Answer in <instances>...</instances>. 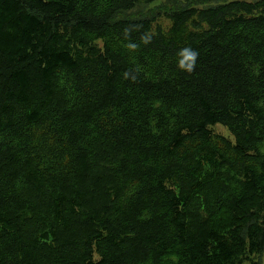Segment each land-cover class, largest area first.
I'll return each mask as SVG.
<instances>
[{"label": "trees", "instance_id": "1", "mask_svg": "<svg viewBox=\"0 0 264 264\" xmlns=\"http://www.w3.org/2000/svg\"><path fill=\"white\" fill-rule=\"evenodd\" d=\"M137 2L0 0V264H259L264 0Z\"/></svg>", "mask_w": 264, "mask_h": 264}, {"label": "rangeland", "instance_id": "2", "mask_svg": "<svg viewBox=\"0 0 264 264\" xmlns=\"http://www.w3.org/2000/svg\"><path fill=\"white\" fill-rule=\"evenodd\" d=\"M223 1L227 0H138L134 7L120 11L117 13V16L150 17L154 19L152 23L153 28H155L157 24H160L164 30L170 31L172 22L167 16L168 12L191 5L198 7L215 5ZM99 41L102 42V40ZM211 128L214 131L221 132L231 138L234 137L229 128L222 123H215ZM256 258L258 259L259 264H264V250L258 253Z\"/></svg>", "mask_w": 264, "mask_h": 264}, {"label": "clouds", "instance_id": "3", "mask_svg": "<svg viewBox=\"0 0 264 264\" xmlns=\"http://www.w3.org/2000/svg\"><path fill=\"white\" fill-rule=\"evenodd\" d=\"M144 41L147 43L148 38L145 37ZM135 47V45H132ZM179 59L177 62V67L185 72H192L194 70L195 60L198 56V53L193 51L190 48H184L178 53Z\"/></svg>", "mask_w": 264, "mask_h": 264}]
</instances>
